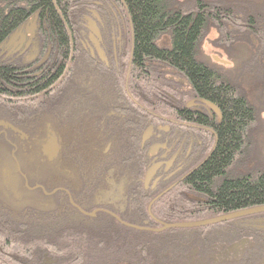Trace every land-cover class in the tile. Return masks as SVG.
Here are the masks:
<instances>
[{
	"label": "trees",
	"instance_id": "1",
	"mask_svg": "<svg viewBox=\"0 0 264 264\" xmlns=\"http://www.w3.org/2000/svg\"><path fill=\"white\" fill-rule=\"evenodd\" d=\"M81 1L0 0V119L5 126L40 136L45 132V124L50 123L61 139V149L53 160L69 168L64 173L49 172L42 177L68 184L76 197L79 184L91 193L96 182L102 181L100 174L110 167L115 174H132L133 182L126 191L149 197H134L119 218L137 226L146 222L157 225L150 215L165 223L190 222L263 206L264 170L249 165L256 109L235 81L231 82V71L215 70L197 58V49L208 30L215 34L216 41L231 45L237 42L245 54L231 57L235 60L232 69L237 68L234 71L241 77L238 72L243 68L247 71L244 76L253 80L257 75L255 57L249 53L255 48V34L251 29L241 31L236 26L247 20L249 27L257 22L264 28V0H113L124 13L129 46L119 62L107 67L94 64L79 49L81 33L75 18L83 15ZM37 12L38 58L32 63L3 59L2 43ZM227 24L233 28L231 32L226 31ZM164 37L167 40H162ZM166 70L181 77L188 90L177 91L178 83L165 76L162 71ZM79 72L87 76H82L77 84ZM95 72L101 80L109 81L101 97L92 89L96 87L92 80ZM260 75L264 77V72ZM72 86L75 89L71 96L80 90L82 96L79 94V102L74 100L68 105L72 100L68 88ZM191 97L217 107L220 122L180 110L182 99ZM63 101L65 110L60 111ZM160 117L209 127L208 132L198 131L202 137L199 149L212 152L200 168L170 186L164 196L157 197L148 211L155 198L151 196L168 185L144 191L137 183L146 162L140 139L145 127L161 122ZM171 126L181 127L176 123ZM182 129L191 131L189 127ZM1 139L0 147L5 144ZM242 167L247 171L244 175ZM7 221L15 225L0 212V229L8 225ZM227 224L151 233L122 226L104 214L90 223L77 225L44 218L19 232L16 240L0 236V243L4 242L0 253L6 254L4 264H27L38 244V248H48L46 251L52 256L62 259V264H220L213 259L221 249L214 247L219 239L215 235H227L220 231ZM246 239L252 242L251 237ZM236 247L228 254H239L244 246ZM187 255L190 256L185 259Z\"/></svg>",
	"mask_w": 264,
	"mask_h": 264
},
{
	"label": "flooded vegetation",
	"instance_id": "2",
	"mask_svg": "<svg viewBox=\"0 0 264 264\" xmlns=\"http://www.w3.org/2000/svg\"><path fill=\"white\" fill-rule=\"evenodd\" d=\"M82 5L84 9L83 13L89 12L88 7H90V5L88 2L83 1ZM112 8L114 10H112ZM90 10L94 17L93 19L85 17L88 20L85 26L87 31L81 34L80 47H82L84 53H86L88 58L96 65L107 67L111 63L119 62V60L125 56V50H122L123 45L119 32L117 33L118 30L113 32L111 29L113 22L118 25L117 19L121 17V11H118L119 8L113 0H109V2L106 0H99L98 3L95 1L94 9ZM107 12L113 16L109 22L106 20V15H108ZM123 15L124 14H122V16ZM247 22V20L239 21L236 28L241 31L248 32L250 29L254 31L255 48L250 51L249 56L255 57L254 71L257 75L253 77V81L256 83L259 94L258 97L262 102L264 99V77L260 74L264 72V28L261 26V23L257 22L249 27ZM232 29L230 24H227L226 31L231 32ZM237 29L234 28V30ZM111 33L112 35H110ZM215 37L211 40L212 46L218 48L223 53L237 55L236 51H239L240 53L237 57L245 54L243 53L242 47L239 46L237 42L232 45L230 44L231 46L229 47H219L217 44L213 43L217 42ZM34 48H36V52L34 58L31 60L29 52ZM26 52L27 55L24 56ZM38 55L39 44L36 40H32L24 53H18L14 58L10 59H22L24 63H32L38 58ZM228 64L229 62L226 61L225 65L228 66ZM245 72L247 71L243 68L238 72L242 74V80L247 79L244 76ZM241 78L239 79L240 81ZM92 80L96 82V87H92L93 91L101 89L100 86L102 81L100 75L95 72V76ZM85 88L87 89V84ZM71 89V87L68 88L69 96L72 95ZM250 92L251 91H249V93ZM74 93L77 102H79L81 99H77L79 95L78 92ZM80 96L82 95L80 94ZM180 106V110L203 114L213 121H218L221 118V116H218V109L216 112L209 106L207 101L199 98L191 97L186 100L182 99ZM160 118L161 122L149 123V125L145 127L140 139V147L144 151L146 162L145 166L142 168L141 178L137 180V183L142 186L144 191H156L159 187L168 185L165 190L151 197L164 196V193L170 186H175L179 181L190 174L193 162L192 154L201 144V142L196 141V138L193 140V129L195 128L198 131L206 132L210 131V128L207 126L204 127L185 123L184 127H189L191 129L189 133L191 137H189L185 134V131L182 130V127L176 130L172 128L171 124L175 123L173 120L167 118H163L162 120V117ZM45 125V132L40 136L37 135L38 133L36 132L33 133V131L24 132L21 129L5 126V121L0 119V138H2L1 140L5 143L0 147V212L7 215L15 222V225H11L8 221V225H2L3 227L0 229L1 238L9 239L10 237L16 240V236L19 232L21 233L24 229L28 230L32 223H37L44 218L50 221L53 219L57 221L62 219L63 223L77 225L78 223H90L92 220L96 219L98 215L104 214L112 217L122 226H125L121 223L124 221H122L119 216H122L128 206H131L133 198L149 197L144 196V193L136 194L132 193L130 190L126 191L127 185L133 182V175L128 173L119 174L118 172L115 174V170L110 167L106 172L100 174V176H102V181L96 182L97 185H95L91 193H88L85 187H80L81 185L79 184L78 190L81 194L79 193L76 197H73V193L71 192L72 188L68 184L50 180L48 177H42L43 175H49V172H51V174L53 172L64 173L69 169L67 166L61 165L60 162H55L53 160L54 157L50 156L51 150L49 149L48 137L51 132L55 135L56 132L52 129L50 123H46ZM143 135H145L144 140H142ZM44 136L45 140L40 143L39 146L38 137ZM56 137L59 141L58 149H61V139L57 135ZM152 147H156V149L153 154H150V149ZM104 152H106V150ZM27 158H31V160H27ZM37 162H39L40 165ZM158 163H161L160 166L155 170V173L148 183L145 184L144 179L146 171ZM2 165L5 166L2 167ZM100 183L103 187L99 185ZM57 208L61 209L59 210ZM149 209L150 208H148V211ZM149 217L157 225L150 226L148 222H146L145 225L150 228H158L160 220H157L153 215ZM226 222L228 224L220 227V231L223 233L226 232L227 235H221L219 232L215 235V237L217 236L219 239L214 247H220L221 249L217 251L216 256L214 253L213 259L216 260V262H222L220 264H264V212L232 219ZM20 235L21 234H19V237ZM246 237H251L252 242L249 243ZM10 243H13V241ZM237 244H243L244 246L243 249L239 251V254L236 252L228 254L229 251H234L238 248L236 247ZM0 245L4 247V242H1ZM50 245L51 244L48 246ZM52 245L55 246L58 244L53 243ZM13 246H15L14 243ZM38 247L41 246L37 244L34 250L31 251L33 257H31L30 263L27 264L63 263L62 259L54 257L48 250L46 251L48 248L42 249ZM211 251L212 248L210 245V250L208 251L210 257L213 254V251ZM38 254H41L39 258ZM189 256L190 255H187L184 258L188 259ZM5 257V252L1 251V264H4ZM11 259L15 258L11 257ZM213 259L210 258L211 261ZM70 261H74V259Z\"/></svg>",
	"mask_w": 264,
	"mask_h": 264
},
{
	"label": "rangeland",
	"instance_id": "3",
	"mask_svg": "<svg viewBox=\"0 0 264 264\" xmlns=\"http://www.w3.org/2000/svg\"><path fill=\"white\" fill-rule=\"evenodd\" d=\"M83 1L88 2V4L90 5V7H88V10L90 13L87 12L85 14L83 13L84 15H81V16L79 15L77 20H78V23L81 27V32L86 33L87 30H86L85 26L88 22V20L86 18L93 19L94 15L92 14L90 9H94L95 1L98 3L99 0H82L81 3ZM118 11H121V10L119 9ZM120 13H121V17L117 19L118 25H116L115 22H113V26H112L111 30L113 32H116L118 30L117 33L119 32V36L121 37V42L123 45L122 50L124 49L126 51V48L129 46V31H128V26L126 25L125 17H124V15L122 16V14H124V13L122 11ZM112 17L113 16L108 13V15H106L107 22H109L110 19H112ZM219 24L221 25L222 21L221 22L219 21ZM211 32H212L211 30H208L204 34L203 39L199 42L198 49H197V58H199L200 60L207 63L209 66H211L215 70H218V71L229 70V71H231V82L235 81L236 85H238L239 88L241 89V92H243L244 95H246V97H248V100L251 102V104L256 109L255 111H256L257 115H256L255 125L253 128L254 132L256 133V137H254V139H252V144H253L252 148H253V151L256 150V148H257L258 155L261 158L262 162L264 163V103H262L258 97L259 94H258V91L256 88V83L253 80H250L249 78L242 80V78L239 77L235 73V71H234L235 68L230 69V68H233V66L235 64V60L231 57H237V55H230L229 56L230 58H229L227 56L228 55L227 53H226L227 55L225 56V54L221 50L213 47L212 42L210 44V40H212L215 37V34H213ZM120 33H121V35H120ZM110 35H112V33ZM162 40H167V38L164 37ZM162 40L159 43H162L163 42ZM216 44L219 47H223V46L229 47V45H230V44L228 45L226 43H223V41H217ZM35 52H36V48H34L32 51L29 52V55L31 56V60L34 58ZM218 59H222V60H218ZM217 61H219V62H217ZM226 61L229 62L228 66L225 65ZM162 72L165 74V76L167 78L171 79L173 83L175 82L174 84L177 85V83H178L177 88L175 87V85H173L177 91L178 90H184V91L188 90L187 87H185L184 83L182 82L181 77H179L175 73H172L171 71L166 70V71H162ZM77 75H78V73H77ZM81 76H83V78H85V76H87V75L84 72L80 75V77ZM83 78H82V80H83ZM232 78L234 80H232ZM240 78H241V81L239 80ZM238 80L241 83H239ZM75 82H77V84H78L77 80H75ZM71 88H72L71 91L73 89H75L73 86ZM249 91H251V92L249 93ZM76 92H78V94H80L81 90L76 91ZM73 97L75 98V93H74ZM80 98L81 97L78 95L77 99H80ZM92 100L93 99L89 100V103ZM71 103H73V102H68L67 104L70 105ZM63 104H64V101L61 102V106L59 107L60 111L65 110V107H63ZM44 140H45V136L40 137L39 141H38L39 145H40V143L44 142Z\"/></svg>",
	"mask_w": 264,
	"mask_h": 264
},
{
	"label": "water",
	"instance_id": "4",
	"mask_svg": "<svg viewBox=\"0 0 264 264\" xmlns=\"http://www.w3.org/2000/svg\"><path fill=\"white\" fill-rule=\"evenodd\" d=\"M36 18L37 15L35 14L31 19H29L24 25L16 29L7 39V41L1 45V48L3 50H8V53L10 54L11 52L16 51L20 47H28L32 40L34 39V34L36 31ZM209 105H211L209 102H207ZM216 109V108H215ZM145 139V135H143L142 140ZM58 138L56 135L51 132V134L48 137V143H49V149L51 150V157H55L57 152H58ZM156 147H152L150 149V154H153L155 151ZM49 156V157H50ZM161 163L155 164L151 168H149L146 171L145 174V179L144 182L145 184L148 183L150 178L153 176L155 173V170L160 166ZM155 200V199H154ZM153 200V201H154ZM150 202V205L152 202ZM259 212H264V205L263 206H256V207H251V208H246L243 210L239 211H234L231 213L219 215L217 217H213L210 219H204V220H199V221H190V222H177V223H165V222H160L158 228H150L147 226H137V225H131L125 222H121L123 225L136 229V230H144V231H150V232H161L167 229H189V228H198V227H203L207 225H212V224H217V223H222L226 222L232 219L248 216V215H253L257 214Z\"/></svg>",
	"mask_w": 264,
	"mask_h": 264
},
{
	"label": "bare ground",
	"instance_id": "5",
	"mask_svg": "<svg viewBox=\"0 0 264 264\" xmlns=\"http://www.w3.org/2000/svg\"><path fill=\"white\" fill-rule=\"evenodd\" d=\"M37 15V18H36V31H35V34H34V39H33V41L34 40H36L37 42H38V44H39V39H38V36H37V34H38V12L37 13H34V14H32L30 17H28L19 27H21L22 25H24L29 19H31L34 15ZM78 17V16H77ZM77 17L75 18V21H76V19H77ZM77 22H78V20H77ZM79 24V23H78ZM18 27V28H19ZM79 27H80V25H79ZM17 28V29H18ZM14 32V31H13ZM12 32V33H13ZM11 33V34H12ZM80 33L81 34H83V32H81V27H80ZM10 34V35H11ZM9 35V36H10ZM8 36V37H9ZM8 37H7V39H8ZM7 39L2 43V44H4L6 41H7ZM28 47H26V48H24L23 46L22 47H20L19 49H17L16 51H14V52H11L10 54L8 53V50H3L2 52H1V55H3V59H9V60H13V61H17V62H20V63H23V60L22 59H10V58H14L15 57V55L16 54H18V53H20V54H22V53H24L25 52V50L27 49ZM79 49H82V47H80L79 46ZM25 55H27V52L24 54V56ZM82 73L81 72H79L78 73V75L76 76V79L75 80H77L78 82H80V80H81V77H80V75H81ZM163 74V73H162ZM164 76V75H163ZM165 78V77H164ZM102 81V84H101V86H100V90H95V92H94V94H96L97 96H99V97H101L102 96V94H104L103 92L106 90V88H108L109 87V81H108V79H104V80H101ZM104 81V82H103ZM108 81V82H107ZM74 100H76V97L74 98V97H72V100L70 101V102H72V101H74ZM210 103V102H209ZM211 104V103H210ZM210 107H212V109L213 110H215L216 112H217V108L213 105V104H211V105H209ZM216 108V109H215ZM204 113V112H203ZM217 113H219V115L218 116H221V114H220V112H217ZM51 117V116H50ZM49 119H52V118H48L47 120H49ZM209 120L210 121H212V122H214V123H216V121H213L212 119H210L209 118ZM220 120H221V118L218 120V122H220ZM178 126H184V122H175ZM174 129L176 130V129H178V127H174ZM40 130V129H39ZM183 130V129H182ZM198 130L197 129H194V131H193V134H192V138H193V140L196 138V141H199V142H201V144H200V147L202 146V137L199 135V133L197 132ZM190 131H188V132H185V134H187L189 137H191L190 136ZM253 133V132H252ZM254 137H256V133L254 132ZM216 142V140L214 141V143ZM213 145V144H212ZM213 147H214V145H213ZM212 147V148H213ZM211 152L212 151H210L209 149L208 150H201V149H199V147H197V149H195L194 150V153L192 154V157H193V162H192V166H191V171L190 172H193V171H196L198 168H200L201 166H202V164L209 158V156H210V154H211ZM33 159V158H32ZM27 160H31V158H27ZM235 162H237V159L235 160ZM234 162V163H235ZM39 165H40V163L39 162H37ZM250 167L252 166V167H254V168H256V169H262V170H264V163L262 162V160H261V158L259 157V155H258V150H257V148H256V150H254L253 151V155H252V157H251V160H250ZM5 165H2V167H4ZM42 166V165H41ZM248 167V166H247ZM44 168V167H43ZM240 168V167H239ZM40 169V168H39ZM245 172H247L246 171V169H244L243 167L241 168V174L242 175H244L245 174ZM218 224V223H217ZM213 225V224H212Z\"/></svg>",
	"mask_w": 264,
	"mask_h": 264
}]
</instances>
